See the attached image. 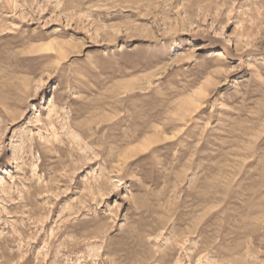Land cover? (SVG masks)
Returning <instances> with one entry per match:
<instances>
[{
	"label": "rangeland",
	"instance_id": "374dc122",
	"mask_svg": "<svg viewBox=\"0 0 264 264\" xmlns=\"http://www.w3.org/2000/svg\"><path fill=\"white\" fill-rule=\"evenodd\" d=\"M0 264H264V0H0Z\"/></svg>",
	"mask_w": 264,
	"mask_h": 264
},
{
	"label": "bare ground",
	"instance_id": "6f19581e",
	"mask_svg": "<svg viewBox=\"0 0 264 264\" xmlns=\"http://www.w3.org/2000/svg\"><path fill=\"white\" fill-rule=\"evenodd\" d=\"M39 50H40V49H39ZM42 50H43V51H50V52H51V51H54L55 49L53 48V45H52V44H49V45L45 46L44 48H42ZM61 51H62V50H60V52H61ZM62 52H63V51H62ZM62 52H61V55L64 54V53H62ZM61 55H60V56H61ZM146 145H147V143H144L141 147L143 148V147H145ZM136 149H137V148H136ZM144 150H145V148H144Z\"/></svg>",
	"mask_w": 264,
	"mask_h": 264
}]
</instances>
